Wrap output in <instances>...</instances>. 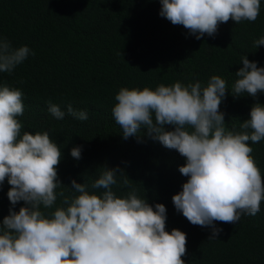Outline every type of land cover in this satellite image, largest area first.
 Listing matches in <instances>:
<instances>
[{
  "label": "clouds",
  "instance_id": "9594fccd",
  "mask_svg": "<svg viewBox=\"0 0 264 264\" xmlns=\"http://www.w3.org/2000/svg\"><path fill=\"white\" fill-rule=\"evenodd\" d=\"M160 15L173 25H182L200 40L214 36L220 23L254 22L260 15V0H161ZM264 45V36L254 46ZM29 55L28 46L13 47L0 37V73L11 75ZM238 79L231 88L235 98L264 92V68L242 56ZM228 85L213 75L206 86L199 81L184 86L160 84L149 88H121L112 116L124 139L144 136L176 150L186 163L179 172L188 177L182 191L172 197L176 210L193 225L210 227L209 240L222 228L215 222L237 223L243 215L255 216L264 200V179L253 156V144L264 140V105L256 103L241 131L227 130L220 105ZM21 90L0 83V185L7 178L8 198L13 205L0 222V264H184L187 237L166 227V207L155 208L138 198L135 188L118 197L113 186L118 175L130 187V178L119 166H101L91 184L69 186L71 195L57 188V166L62 153L49 132H24L17 117L24 113ZM49 113L63 120L66 113L48 102ZM67 115L86 121V111L71 104ZM166 126H172L168 130ZM146 129V132L144 131ZM81 159V146L71 149ZM96 190H102L97 192ZM60 198L59 206H56ZM23 201L19 211L14 207ZM55 206V207H54ZM45 209H54L45 212Z\"/></svg>",
  "mask_w": 264,
  "mask_h": 264
},
{
  "label": "trees",
  "instance_id": "16d2710c",
  "mask_svg": "<svg viewBox=\"0 0 264 264\" xmlns=\"http://www.w3.org/2000/svg\"><path fill=\"white\" fill-rule=\"evenodd\" d=\"M260 2L256 21L236 24L230 19L218 25L214 36L197 40L160 15L161 0H0V37L35 53L11 75L0 73V83L23 93L24 113L17 117L21 135L47 131L60 147L57 172L64 185L56 191L71 195L73 179L91 184L101 166H119L132 181L125 186L118 175L113 191L122 198L135 188L138 198L147 199L153 208L165 205V230L179 229L187 237L184 264H264V200L255 216L243 215L234 224L215 222L223 231L209 240L211 228L191 224L172 201L188 179L179 172L185 158L147 136L141 142L136 136L124 139L112 116L121 88L155 90L160 84L187 86L197 81L206 86L218 75L229 88L220 105L226 129L241 131L253 105H264V92L239 98L231 93L242 56L264 68V45L254 46L264 36V0ZM49 101L66 113L63 120L49 113ZM69 104L86 111L88 119L67 115ZM248 143L264 179V140ZM76 146H81L79 160L71 156ZM10 187L7 178L0 185V222L13 208ZM22 206L23 201L14 210Z\"/></svg>",
  "mask_w": 264,
  "mask_h": 264
}]
</instances>
